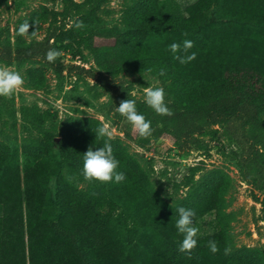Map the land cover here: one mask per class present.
<instances>
[{
    "label": "trees",
    "instance_id": "1",
    "mask_svg": "<svg viewBox=\"0 0 264 264\" xmlns=\"http://www.w3.org/2000/svg\"><path fill=\"white\" fill-rule=\"evenodd\" d=\"M60 1L61 10L42 6L30 19V23L39 22L35 32L40 24H48L45 38L27 44L18 35L14 47L0 41V61L39 60L59 74L67 71L88 77L110 90L109 111L119 116L116 107L120 102L134 99L138 112L151 121L154 129L148 138L139 136L136 130H125L126 136L139 145L169 139L178 148L189 142L201 147V136L214 139L218 135L214 127L225 128L231 131V140L241 149L238 165L242 177L264 192V0H196L186 9L187 17L164 11L163 0H139L130 20L126 21L125 31L97 29L99 7L93 6V0ZM216 2L220 11L217 20H212L208 12ZM76 20L83 21L87 27L75 28ZM186 39L194 42L189 54L195 52L196 58L181 64L173 58L169 46L182 45ZM96 40L108 44H97ZM62 43L96 54L100 52L97 58L101 71L75 64L65 66L59 60L49 63L45 58L47 51ZM161 68L166 69L163 76L159 75ZM143 73L160 80L171 116L156 114L145 100L132 95L129 83L123 78ZM22 113L34 125L42 124L43 116L37 110L26 107ZM99 127L98 122L68 127L58 143L61 158L82 170L83 154L90 147L96 150L106 141L111 143L119 161L118 171L126 176L119 184L111 183L113 200L138 214L146 224L178 239L177 243L157 239L164 242V247L152 264H264V251L260 249L245 250L238 261L224 255V248L229 247V235L223 229L218 235L197 239V247L190 257L180 252L183 235L175 227L179 216L172 215L171 207L144 175H137L138 164L122 146L96 135ZM48 140L51 142L52 138ZM43 152L44 149L36 153L26 148L20 162L17 154L0 148V230L2 236L12 238L9 254L15 257L11 263L130 264L132 256L123 255L114 230L115 235L109 232L106 236H92L90 225L98 221L101 229L106 221L102 213L107 203L104 194L97 191L99 196L93 198L68 188L63 180L59 190L53 192L49 179L60 177L61 167L46 162ZM31 158L34 160L28 164ZM197 171L198 167H192L189 175L192 177ZM121 184L142 185L128 197L120 190ZM70 202L74 203L73 208ZM55 203L61 206L59 212L54 209ZM262 206L264 220V200ZM209 208L216 209L223 223V199L216 190L195 209V214L202 215ZM209 241L217 242L218 253L209 250ZM2 254L6 257L8 252L4 250Z\"/></svg>",
    "mask_w": 264,
    "mask_h": 264
},
{
    "label": "rangeland",
    "instance_id": "2",
    "mask_svg": "<svg viewBox=\"0 0 264 264\" xmlns=\"http://www.w3.org/2000/svg\"><path fill=\"white\" fill-rule=\"evenodd\" d=\"M75 1L82 3L86 0ZM93 2L94 7H99L97 14L100 24L97 29L125 31L128 26L126 21L130 20L139 0ZM195 2L196 0H163L161 7L166 12L187 17L186 9ZM42 6L56 11L62 9L60 0H0V41L14 47L18 40L17 28L25 21L30 22ZM219 11L220 5L216 2L210 7L209 18L217 20ZM47 28L48 24L42 23L35 36L27 35L22 38L27 44L41 41L46 36ZM96 43L108 44L101 40H96ZM56 50L62 53L57 60L65 66L75 64L94 72L101 71L97 58L100 52L92 53L88 49H78L67 43L58 44ZM0 66L19 71L25 80L24 86L12 97H0V148H7L17 154L20 162L23 161L26 148L36 153L44 149V160L61 167L60 177L52 176L49 179L50 189L55 193L63 180L68 188H75L93 198L104 194L107 203L102 213L106 221L101 229L98 221L90 225L92 236H106L115 231L114 235L121 245L123 255L132 256L130 264L156 262L158 251L164 247V242L157 239L173 243H177L178 239L165 234L162 229L146 224L138 214L115 202L112 195L113 184L96 181L89 183L83 179L82 170L73 162L63 161L62 149L58 143L68 127L82 125L84 122H98L100 126L108 123L113 133L109 141L122 146L135 160L139 166L137 175L147 178L153 190L171 207L172 215L179 216L180 207L195 211L216 190L223 199V223L214 208H209L202 215L195 214L194 225L199 229L196 239L218 235L223 229L229 235V256L236 261L242 259L245 250L264 251V192L255 189L242 177L238 165L241 149L231 140V131L215 126L218 135L214 139L201 136V147L189 142L183 148H178L169 139L152 140L147 145H139L125 134V130H135L131 123L125 117L109 111L110 90L94 80L71 75L67 71L59 74L39 60L23 63L0 61ZM123 79L129 83L132 95L141 100H145V88L162 87L160 80L148 73ZM26 107L42 114L43 121L40 126L34 125L22 113ZM49 138H52L51 142ZM33 160L31 158L27 163ZM192 167H198L199 171L191 177L189 172ZM69 177L75 179L69 182ZM141 185L121 184L120 190L129 197ZM97 191L101 193L96 195ZM142 203L143 199L140 200L141 205ZM60 207L59 204H54L57 212ZM73 207L74 203L70 202V208ZM10 241L12 238L2 236L0 230V264L2 261L12 264L11 260L15 255H10ZM25 241L27 245V237ZM4 250L8 252L6 257L2 254ZM246 258L244 257L243 262Z\"/></svg>",
    "mask_w": 264,
    "mask_h": 264
},
{
    "label": "clouds",
    "instance_id": "3",
    "mask_svg": "<svg viewBox=\"0 0 264 264\" xmlns=\"http://www.w3.org/2000/svg\"><path fill=\"white\" fill-rule=\"evenodd\" d=\"M38 21L22 23L17 34L20 36H27L31 34L35 36L37 33L34 29L38 26ZM75 28L84 29L87 26L81 20L73 22ZM184 35H187L185 33ZM194 47L192 40H184L183 44L172 43L169 50L173 53V58L181 64L189 63L196 58V53L189 54V50ZM182 53V54H181ZM62 53L56 49L50 48L46 53V60L49 63H54ZM166 69L161 68L159 75L163 76ZM25 80L19 71L11 70L8 67L0 66V97L10 98L24 86ZM165 90L163 87H147L144 89L145 103L154 112L161 116H171L173 113L165 101ZM116 111L131 123L133 128L138 132L139 136L143 138L150 137L154 129L152 128L151 121L147 120L144 115L140 114L137 110L136 101L134 99L122 100ZM96 135L99 137H108L110 140L113 136L108 123L102 124L97 131ZM119 161L113 153L111 143L106 141L103 147L93 150L91 147L83 154V167L81 175L83 179L89 183H112L117 184L123 182L126 176L123 172L118 171ZM69 182H72L75 177H69ZM179 218L176 221L175 227L178 233L183 235V240L179 245L178 250L182 253H188L191 256L192 250L197 247L198 241L196 239L199 229L194 225L195 211L193 209H186L180 207L178 209ZM209 250L216 254L220 251L216 241L208 242ZM231 248H224V255H230Z\"/></svg>",
    "mask_w": 264,
    "mask_h": 264
}]
</instances>
